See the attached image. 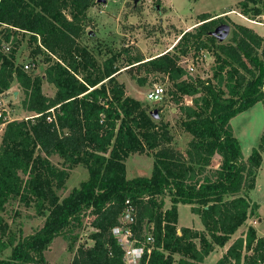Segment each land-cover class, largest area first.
I'll list each match as a JSON object with an SVG mask.
<instances>
[{
	"label": "trees",
	"instance_id": "1",
	"mask_svg": "<svg viewBox=\"0 0 264 264\" xmlns=\"http://www.w3.org/2000/svg\"><path fill=\"white\" fill-rule=\"evenodd\" d=\"M259 1L241 2L242 14L260 15V9L251 7ZM93 5L94 0H0V29L6 26L0 30V95L17 80L25 95L22 107L33 114L2 122L0 253L12 252L0 264H49L46 253L53 241L61 236L70 240L86 225L87 215L94 245L80 246L72 264H125L113 229L129 205L135 209L134 237L144 243L150 231L154 237V249L141 264H204L259 209L249 193L263 165L264 132L246 158L231 122L264 105V39L237 26L230 42L221 43L213 36L218 19H203L173 50L182 56L214 50L217 67L208 79L189 76L171 52L146 60L125 50L100 62L81 43ZM20 31L30 33L33 42L39 39L48 53L44 77L15 65ZM40 52L37 48L34 54ZM122 69L141 86L151 75H163L173 84V103L192 137L186 152L173 149L167 125L156 123L154 113L127 95L118 81ZM44 80L56 89L54 96L44 94ZM134 154H153L151 177L127 178L126 163ZM53 156L68 169L83 165L90 174L63 201L57 191L64 188L69 172L54 166ZM215 157L221 159L219 167L211 168ZM167 195L172 208L164 210ZM13 200L34 206L39 215L49 212L43 228L19 242L9 237L10 226L2 215ZM179 204L191 206L206 232L179 230ZM217 264H264V237L250 227Z\"/></svg>",
	"mask_w": 264,
	"mask_h": 264
},
{
	"label": "rangeland",
	"instance_id": "2",
	"mask_svg": "<svg viewBox=\"0 0 264 264\" xmlns=\"http://www.w3.org/2000/svg\"><path fill=\"white\" fill-rule=\"evenodd\" d=\"M134 1L106 0V3H98V0H94V5L87 13L85 32L81 43L98 61L103 62L113 55L123 54L125 50H129L132 55L141 53L146 60L163 55L178 44L180 40L178 38L182 37L187 29L192 28L189 32L195 33L203 19L222 11H228L237 2V0H142L135 6ZM158 7H160L159 10ZM251 7L261 11L260 15L255 16L252 11L247 16L253 22L246 21L243 18H239L241 21H235L228 17L216 18L218 19L216 29L221 25H228L231 28L230 36L223 43L230 42L237 26L252 29L264 39V36L259 34L262 32L257 30L259 28L260 31H264V0L259 1L257 5L251 4ZM238 9L242 13L240 6ZM195 24L198 25L193 28ZM5 27L1 26L0 30ZM16 36L20 46L15 55V65L23 67L26 72L33 76L44 77L48 66L46 62L48 53L41 47L39 39L33 42L31 34L22 31L18 32ZM37 48H40L41 52L35 55L34 52ZM171 53L180 57L179 63L184 69L187 68V65H193L195 71L192 73L188 72L189 76L193 78H211L213 71L217 67L214 50L204 49L199 52L192 50L187 56H182L175 50H172ZM122 63V60H120L119 65L125 66ZM26 65L30 66L29 70L25 69ZM125 70L122 69V73L118 76V81L125 85L127 95L130 97L133 95L141 99L140 102L148 109L149 113L157 112L159 119L153 118V120L158 124L167 125L173 138L170 146L177 151L186 152L192 137L185 132L179 108L173 103V84L163 75H151L148 77L145 86H141ZM141 76L143 77L144 74ZM155 84L161 85L165 89V97L160 103L146 100V94ZM53 91H56V89L44 80V94L53 96ZM24 98L23 90L17 80H14L10 90L1 96L4 109L6 110L4 114L6 117L5 121H21L33 117V114L26 112L22 107ZM191 101L190 98L184 99L186 105H190ZM3 121L0 120V143L5 127V125H1ZM231 123L243 153L248 158L253 149L259 146L264 132L263 103H259L246 112L241 113ZM262 157L263 165L257 172L256 188L249 193L251 201L259 205V209L238 230L233 239L243 237L250 227L257 231L258 237H264V150ZM50 160L57 168L67 169L69 172L64 188L57 191L60 201L68 197L73 189L80 188L81 184L88 181L90 177L88 169L83 165L68 169L60 157L53 156ZM220 160L219 157H215L211 168H218ZM126 166L128 179L131 180L137 177L149 178L153 174V154L131 155L127 160ZM169 208H172V203L167 195L164 210ZM48 214L49 212L47 211L43 216L39 215L34 206L26 208L18 200L11 201L5 212L2 213L10 226L9 237H14L16 242L43 228ZM178 220L181 226L193 227L196 230L200 229L206 232L200 217L191 212L190 205H179ZM85 223V226L76 230L70 236V240L61 236L53 241L50 250L46 253V259L49 264H72L77 249L80 246H90L93 243L89 235L91 227L88 215L84 218ZM11 252L12 249L9 248L0 253V259H8L11 256ZM179 258V256H176L177 261Z\"/></svg>",
	"mask_w": 264,
	"mask_h": 264
},
{
	"label": "built area",
	"instance_id": "3",
	"mask_svg": "<svg viewBox=\"0 0 264 264\" xmlns=\"http://www.w3.org/2000/svg\"><path fill=\"white\" fill-rule=\"evenodd\" d=\"M5 53H8L10 51V45L6 44L4 46ZM26 70L30 69L29 65L25 66ZM187 72H194L195 68L193 65H187V68H185ZM0 95V120L5 121V112L4 104L1 99ZM165 97V89L163 86L155 84L154 87L146 94V100L148 102L153 103H160ZM2 126H4L3 123H1ZM128 204H130L128 202ZM136 224V217H135V209L132 207V205H129L124 213L121 215L119 220V225H117L113 229V235L117 239L119 245L122 247V249L125 252L124 255V263L125 264H141L143 258L145 255H147V258L150 257L154 247V237L152 236V233L148 234V237L144 242L137 240L134 237V231L133 226ZM180 234V231L178 232ZM92 240V239H91ZM93 241V240H92ZM94 245V241L90 246ZM140 249L142 252L139 255H133L134 250Z\"/></svg>",
	"mask_w": 264,
	"mask_h": 264
},
{
	"label": "crops",
	"instance_id": "4",
	"mask_svg": "<svg viewBox=\"0 0 264 264\" xmlns=\"http://www.w3.org/2000/svg\"><path fill=\"white\" fill-rule=\"evenodd\" d=\"M245 0H237V2L234 4V6L229 9L228 11H222V12H219V13H216L214 15H211L210 17H212L213 19H216V18H221V17H228V18H232L233 20H240L239 18H243L244 20L246 21H249V22H253L251 19H249L246 15H243L242 13H240V9H238V7L240 6V3L243 2ZM232 16H235V17H232ZM241 16V17H240ZM241 21V20H240ZM198 24H195L193 28H195ZM246 25V24H244ZM263 26V25H261ZM191 28V27H190ZM192 29V28H191ZM191 29H187L185 32H189V30ZM258 32H262V33H259V34H262L264 36V31H260L259 28L257 29ZM256 32V31H255ZM257 33V32H256ZM261 36V35H260ZM181 36L178 38L180 39ZM173 50V49H172ZM172 50H168V52H172ZM55 94V91H53V96ZM130 94V93H129ZM133 98H136L135 96L131 95ZM137 100H141V99H138L136 98ZM192 104V101L190 102V105ZM5 125V124H4ZM5 128V127H4ZM4 132V130H3ZM3 134V133H2ZM181 205V204H179ZM179 205H178V208H179ZM170 209V208H169ZM183 227H187V226H181L179 225V220H178V228L179 230ZM188 228H193V227H188ZM199 231H204V230H200V229H197ZM236 235V234H235ZM234 235V236H235ZM232 236V239L224 246V247H219L217 246L215 251L212 252L205 260H204V264H217V262L222 259L224 257V255L227 253L228 249L230 248V246L235 242V240L237 239H233Z\"/></svg>",
	"mask_w": 264,
	"mask_h": 264
},
{
	"label": "water",
	"instance_id": "5",
	"mask_svg": "<svg viewBox=\"0 0 264 264\" xmlns=\"http://www.w3.org/2000/svg\"><path fill=\"white\" fill-rule=\"evenodd\" d=\"M140 1H142V0H135L134 1L135 6H137ZM98 3H106V0H98ZM159 9H160V7H158V10ZM230 33H231L230 26L221 25L214 31L213 36L216 37L219 42L223 43L228 39V37L230 36ZM153 118L156 120L159 119V115L157 112H154Z\"/></svg>",
	"mask_w": 264,
	"mask_h": 264
},
{
	"label": "clouds",
	"instance_id": "6",
	"mask_svg": "<svg viewBox=\"0 0 264 264\" xmlns=\"http://www.w3.org/2000/svg\"><path fill=\"white\" fill-rule=\"evenodd\" d=\"M141 252L142 250L140 249L134 250L133 255H139Z\"/></svg>",
	"mask_w": 264,
	"mask_h": 264
}]
</instances>
